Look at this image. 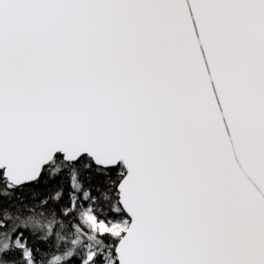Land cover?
I'll return each instance as SVG.
<instances>
[{"label":"snow or ice","instance_id":"obj_1","mask_svg":"<svg viewBox=\"0 0 264 264\" xmlns=\"http://www.w3.org/2000/svg\"><path fill=\"white\" fill-rule=\"evenodd\" d=\"M0 264H264V0H0Z\"/></svg>","mask_w":264,"mask_h":264}]
</instances>
